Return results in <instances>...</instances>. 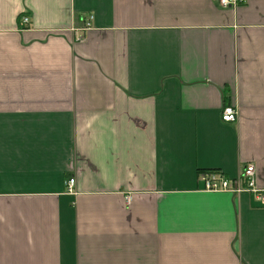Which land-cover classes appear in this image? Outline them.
Returning <instances> with one entry per match:
<instances>
[{"label":"crops","instance_id":"obj_1","mask_svg":"<svg viewBox=\"0 0 264 264\" xmlns=\"http://www.w3.org/2000/svg\"><path fill=\"white\" fill-rule=\"evenodd\" d=\"M248 163L264 0H0V264H264Z\"/></svg>","mask_w":264,"mask_h":264},{"label":"built area","instance_id":"obj_2","mask_svg":"<svg viewBox=\"0 0 264 264\" xmlns=\"http://www.w3.org/2000/svg\"><path fill=\"white\" fill-rule=\"evenodd\" d=\"M248 0H218L219 4L224 7H235L240 3H245ZM93 18V15L90 16ZM30 18L28 16L22 17V22L28 24ZM91 26L90 19L86 23V28ZM221 117L225 121H236L238 118V111L232 105H225L222 108ZM242 177L244 180V186L235 185L234 180L225 176L224 173L218 170H203L199 172V178L203 180L205 187L209 190H246L253 192L259 199L264 202V195L257 187L256 183V169L255 165L248 163L242 170ZM75 178L70 177L67 180V187L69 191L74 189Z\"/></svg>","mask_w":264,"mask_h":264}]
</instances>
